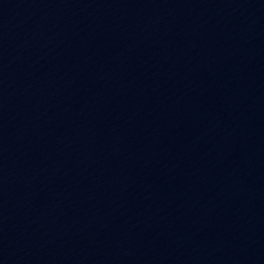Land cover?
<instances>
[{
	"label": "water",
	"instance_id": "water-1",
	"mask_svg": "<svg viewBox=\"0 0 264 264\" xmlns=\"http://www.w3.org/2000/svg\"><path fill=\"white\" fill-rule=\"evenodd\" d=\"M0 264H264V0H0Z\"/></svg>",
	"mask_w": 264,
	"mask_h": 264
}]
</instances>
